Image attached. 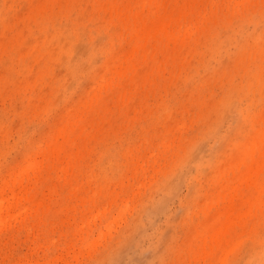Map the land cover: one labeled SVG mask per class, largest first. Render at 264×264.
I'll return each instance as SVG.
<instances>
[{"label":"rangeland","instance_id":"374dc122","mask_svg":"<svg viewBox=\"0 0 264 264\" xmlns=\"http://www.w3.org/2000/svg\"><path fill=\"white\" fill-rule=\"evenodd\" d=\"M1 217L0 264H264V0H0Z\"/></svg>","mask_w":264,"mask_h":264},{"label":"bare ground","instance_id":"6f19581e","mask_svg":"<svg viewBox=\"0 0 264 264\" xmlns=\"http://www.w3.org/2000/svg\"><path fill=\"white\" fill-rule=\"evenodd\" d=\"M254 161H255V160H254ZM260 164H261V163H260ZM260 164H259V165H260ZM31 165H32V164H31ZM255 166H256V165H255ZM1 203H3V201H1ZM2 208H3V207H2ZM0 221H2V217L0 218Z\"/></svg>","mask_w":264,"mask_h":264}]
</instances>
